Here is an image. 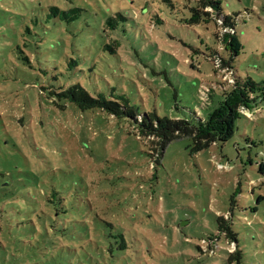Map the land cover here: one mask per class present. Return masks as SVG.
Here are the masks:
<instances>
[{
	"label": "rangeland",
	"instance_id": "rangeland-1",
	"mask_svg": "<svg viewBox=\"0 0 264 264\" xmlns=\"http://www.w3.org/2000/svg\"><path fill=\"white\" fill-rule=\"evenodd\" d=\"M206 1L0 0V264H264V101L227 141L159 155L157 137L50 96L79 83L193 120L232 83L229 58L264 82V0H221L235 32Z\"/></svg>",
	"mask_w": 264,
	"mask_h": 264
},
{
	"label": "trees",
	"instance_id": "trees-1",
	"mask_svg": "<svg viewBox=\"0 0 264 264\" xmlns=\"http://www.w3.org/2000/svg\"><path fill=\"white\" fill-rule=\"evenodd\" d=\"M206 2L213 6L216 15L222 19L223 23L235 32L234 18L232 15L222 14L221 0H207ZM78 11L79 8L77 7L62 10L57 6H49L47 18L63 19L69 22L75 18ZM201 15L209 19L207 13L193 9V21L202 20ZM26 32L31 33L29 28H26ZM221 39L224 43H227L229 36L224 34ZM237 50L238 46L234 50V53ZM21 59L26 61V63L30 62L29 57L23 55V53ZM222 59L223 61L230 59L227 64L233 70L232 83L227 88L219 89L220 97L216 102L217 104L204 117H198L193 111L194 116L192 119L195 122L182 117L171 118L165 115L160 116L155 110L139 112L122 93L110 91L108 97L102 93L94 95L89 93L79 83H73L58 92L51 91L50 96H55L56 99L64 102L73 103L81 111L99 109L117 119L125 120L137 131V135L139 136L157 137L158 139L155 144L158 146L159 155H161L168 143L181 137L190 139V151L195 153L207 148L212 143L227 141L233 135L235 120L240 116H245L240 112V108H248L259 101H264V82H257L250 76L243 77L236 75L230 64L232 58L225 59L222 57ZM72 63L75 66L76 62L72 60ZM207 95L209 96L208 99H211V96L215 95V91L211 89L207 92ZM261 172L264 176V164L261 165ZM216 220L218 230L226 231L229 234L228 226L222 222V218L217 217ZM120 238L123 242L124 240L121 235ZM228 261V264H230L231 260Z\"/></svg>",
	"mask_w": 264,
	"mask_h": 264
}]
</instances>
